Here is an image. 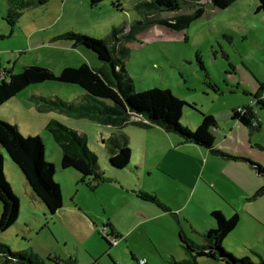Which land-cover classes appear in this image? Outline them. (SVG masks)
<instances>
[{
	"label": "rangeland",
	"instance_id": "374dc122",
	"mask_svg": "<svg viewBox=\"0 0 264 264\" xmlns=\"http://www.w3.org/2000/svg\"><path fill=\"white\" fill-rule=\"evenodd\" d=\"M136 1L104 0L93 4L92 0H50L47 5L23 10L21 18L13 21L9 17V0H0V77L7 79L28 66L46 67L56 75L66 67L77 68L83 64L92 68L102 67L103 63L93 51L84 47L74 48L72 42H54L52 38L74 31L109 41L115 29L131 28L143 20L142 13L135 8ZM180 2L182 7L178 12H165L163 17L190 15L199 3L195 0ZM258 8L259 0H238L226 9L207 5L205 14L185 30L154 25L137 34L136 39L128 44L130 55L126 60L136 90H171L187 103L182 126L196 131L198 127L191 123V119L199 122L201 113L209 112L219 116L226 106L244 96L243 88H237L240 82L246 86L248 107L256 103L253 109L261 122L264 109L257 105L255 96L261 82L264 84V14L258 12ZM237 49L241 53H237ZM199 62L204 65V70ZM84 94L85 91L77 85L51 81L32 85L0 106V120L18 126L24 136L43 139L45 158L55 166L54 181L61 186L64 201L63 208L56 215H51L41 202V206H31L22 171L0 146L4 155L5 178L20 201L17 223L27 231L24 234L20 231L21 236L18 237L12 232L15 226L2 234L0 242L15 251L33 250L44 258L52 256L55 262L62 264H67L72 258H76L78 264H133L132 254L155 255L161 259L160 253H184L179 246L178 232L181 229L193 242L202 245L199 227L203 223L204 204L213 203L211 183L210 189L204 184L199 185L190 205L184 212H178L180 223L164 211L161 205H165V200L185 209L184 197L190 195V189L182 178L166 171L150 175L147 170L159 157L169 159L183 157V154L179 149L167 151L166 146H160L153 138L148 140L147 130L142 144L147 141L151 144L147 146L143 167L139 161L142 158L140 141L130 131L133 126H129L126 130L133 138L131 166L96 192L97 188L92 190L82 180H77L80 174L75 170L62 169V150L54 137L57 129L49 127L54 120L86 134L99 166L106 171L108 179L111 177L107 151L110 128L90 116H69L57 108H44L42 101L35 100V96L57 97L70 102ZM253 135L258 141H254L251 150L263 159L264 126L263 133ZM256 144L263 149H258ZM211 174L217 182L219 177L223 179L225 190L231 193L230 202L238 207L246 206V213L257 218L253 224L246 220V230L242 234L244 241L233 247L226 243V248L223 243V248L237 259L248 258L253 264L264 262V198L259 202L244 201L242 190L245 184L224 179L222 174L227 175L225 169L218 168ZM215 184L219 189L218 183ZM249 187L246 180V190ZM108 224L114 227L119 237L106 255L104 245L109 248V243L104 238L114 241L113 237L110 238V229L107 231ZM22 238L26 239L23 243ZM198 264L226 263L202 257Z\"/></svg>",
	"mask_w": 264,
	"mask_h": 264
},
{
	"label": "trees",
	"instance_id": "16d2710c",
	"mask_svg": "<svg viewBox=\"0 0 264 264\" xmlns=\"http://www.w3.org/2000/svg\"><path fill=\"white\" fill-rule=\"evenodd\" d=\"M49 1L9 0V17L13 21H17L23 15V10L33 6L47 5ZM102 1L104 0H92V3L96 4ZM236 1L238 0H211L212 4L219 9H226ZM181 7L180 0H138L135 2V8L142 13L143 20L138 21L131 28L115 29L109 37V41L74 31L54 37L52 39L54 42H72L75 48L84 47L93 51L103 66L92 68L88 64H83L77 68L66 67L60 75H56L50 69L42 66L25 67L20 73L11 74L7 79L0 77V106L32 85L51 81L77 85L85 91V94L74 101L66 102L57 97L37 96H35V100L42 101L44 108H57L69 116H90L103 126H112L118 129L107 140L110 152L108 165L111 169L124 170L130 165L129 137L119 128L133 123L144 127H159L167 133L180 136L183 143L203 147L223 159L247 162L258 175L264 178V167L260 164L248 158L235 157L216 149V139L212 132L216 129V120L212 115L201 113L200 126L196 131H190L181 124L187 103L176 97L171 90L160 88L142 92L136 90L135 82L127 69L126 60L130 55L128 44L131 40L136 39L137 34L154 25L176 31L185 30L194 20L200 19L205 12V6H201L190 15H181L173 19H166L162 16L165 12L179 11ZM258 12L264 14V0H259ZM200 64L204 70V65ZM263 90L260 87L259 94L255 96L256 100ZM257 105L264 108V101L258 100ZM131 113L139 115L143 121H133ZM234 119L254 131H258L260 126V122L257 127L253 125V122L259 120L255 118L252 110H246L244 115L236 110ZM49 127L57 129L54 137L62 150L61 165L64 170L72 169L78 172L82 175V182L92 190L107 180L105 171L99 166L97 155L89 147L86 134L55 120L49 123ZM0 146L22 171L33 203L39 206L42 203L51 215H55L62 209L64 206L62 189L54 181L55 166L45 158L46 146L43 139L40 136H24L18 126L0 120ZM262 194H264V187L258 191L256 197ZM0 203L1 237L2 234L15 227L20 213V201L4 175V155L1 149ZM161 206L164 211L170 212L167 206ZM211 217L216 223V228L204 234V244L202 245L193 242L182 229L179 231V244L185 251L187 259L184 261L172 259L169 264H198V259L202 257L219 260L226 264H253L248 258L237 259L223 248L225 239L239 225V214L235 213L232 217L227 218L222 212L213 211ZM106 228L107 231L110 229L109 226ZM110 232V238L113 237V240H116L117 236H114L115 234L111 230ZM104 239L109 243V246L113 245L108 238ZM0 262L3 264H49L52 261L51 258L43 259L32 250L15 251L0 242ZM260 264H264V262Z\"/></svg>",
	"mask_w": 264,
	"mask_h": 264
},
{
	"label": "crops",
	"instance_id": "0c3cea01",
	"mask_svg": "<svg viewBox=\"0 0 264 264\" xmlns=\"http://www.w3.org/2000/svg\"><path fill=\"white\" fill-rule=\"evenodd\" d=\"M195 1L196 2L199 1V3L196 4V5H198V8L201 7L202 5H204L205 7L207 5H213L211 0H195ZM202 1H204V2H202ZM198 8L195 7L194 11L197 10ZM215 8H217V7H215ZM176 12H178V11H176ZM204 14H205V12H204ZM162 16H163V14H162ZM176 17H178V16L170 17V18L168 17L166 19H173ZM58 35H61V34H57L56 36H58ZM244 40L245 39H243V41ZM236 52L241 53V50L237 49ZM243 63H244V67L246 68L245 61H243ZM233 67H234V69L236 68V66H233ZM237 86H238L237 87L238 89L243 88L242 91L244 93V96L241 97V99H239V97H238L239 100H237L233 104L226 106V108L221 111L222 113L219 114V116H217V114L209 112V115H212V116L214 115V118L216 120V129H218V131H212L214 136H215V139H216V149L220 150L224 153H227L229 155L235 156V157L248 158V159H250V160H252L258 164H260L259 162H261L263 165H261V164L260 165L264 167V158L261 159L260 156H257L256 152H252V150H251L254 147L253 146L254 141H258V140H256V138L254 139L253 134L259 133V132L263 133L264 118L262 120H260L261 122H260V126L258 128V131H254L252 128L247 127L244 124H242L240 121L234 119V111L238 110L241 107H248V105L250 103L249 100H246V86H243V84H241L240 82L238 83ZM261 87L264 89V84L262 82H261ZM257 94H259V93H257ZM253 112H254L255 118L257 120H259L258 113L255 112L254 109H253ZM190 121L193 125L196 124L197 127H199L201 122H202V117L200 116V118H198L199 122H197L196 119H195V122H193L192 119ZM129 126H133V128H130V131H131V133H133V135L136 138H138V141H140L138 143V145L140 147H142V158L139 160L142 167H143V163L145 164L144 157H145L146 149L148 148L147 146L151 144L150 141L149 142L147 141L144 144H142L144 135H146V133H145L146 130H147V139L148 140H149V138H153L154 141H156V143H158L160 146H166L167 151L169 149H172V150L179 149L181 152L180 154H183V157H181V156H178L175 158L170 157L169 159H165L164 157H159V159L154 161V163L150 167V169L147 170V172L150 173V175L153 172L157 173L160 171H166L168 174H170L174 177L182 178L185 185L190 189V195L187 197H184L185 209L182 208L183 206L182 207L176 206V204L172 203L171 201L165 200V205L170 210V212H168V213H170L180 223L181 217H180L178 212H184L186 210V208L190 205L191 201L194 198L195 191L199 187V185L204 184V186L206 188L210 189L209 184L211 183V187L213 190L211 191L210 194H212L213 203H212V205H208L207 203L204 204V209L202 208V210L204 212L203 223L199 227V234L198 235L203 241L202 244H204V234L206 232L216 228V223L213 220V218L211 217V213L213 211H220L227 218L232 217L235 213L239 214V216H240V222H239L238 227L225 239V241L223 242L224 247H225L226 243H228L231 247H233L234 245H237V243L239 244V242L244 241L242 234L246 230L245 229L246 228V220L248 222H250V224H253L252 222L255 223V221H257L256 220L257 218H255V216H253V214H251L249 212L246 213V206H239L238 207L235 204H233L232 202H230V199H231L230 194L231 193H229L228 191L225 190L223 179H221L219 177L218 182H217V179H215V177L212 176L211 172L212 173L216 172V170L218 168L225 169L227 171V175L222 174V176L225 177L224 179L230 180V181H232L234 183H238V184H245V187L242 190L243 199H244V201L251 202V203H252V201L253 202H259L260 200H262V198H264V194H262L259 197H256V194L258 193V191L264 187V178L261 177L260 175H258L257 172L252 168V166H250V164L247 162L229 161V160L223 159L222 157L214 155L212 152H210L209 150H207L203 147H200V146H197L194 144L183 143L180 136H178L176 134L167 133L166 131H164L163 129H161L159 127H144V126H140L138 124H133V123H128V124L122 126L121 128H119V130L124 132L129 137V147L133 142V138H132L131 134L129 132H127V130H126ZM107 127L110 128L111 134H113L114 132H116L118 130L112 126H107ZM172 136H175V137H172ZM256 146L258 149H261V150L263 149V147L261 145L256 144ZM107 151H108V154L110 155V152L108 150V146H107ZM143 154H144V156H143ZM109 155H108V158H109ZM131 157H132V151H131ZM6 165L8 167L10 166L9 164H6ZM130 166H131V162H130V165L128 168H130ZM61 167H62V165H61ZM108 167H109V165H108ZM128 168H126V169H128ZM101 169L104 170L102 167H101ZM126 169H124V170H126ZM68 170H72V169H68ZM124 170H115V169H111L109 167L108 172L110 173V176H111L110 179L106 178L107 180L105 182L101 183L98 186V188L95 190V192L98 189H100V187L103 186L104 184L111 183L115 179H117L118 174H120V172H123ZM139 170H141V169H139ZM105 173H106V171H105ZM77 180L81 181L82 175L77 177ZM246 180L248 183H250V187L247 190H246ZM213 181H215V182H213ZM215 183H218L219 189L216 188ZM84 186H86V185H84ZM192 186H193V188H192ZM26 196H27V198H29V200L31 202V203L29 202L30 205L33 206L34 203L32 200V195H31L29 187L27 188ZM223 200L226 201L228 205H226V203ZM222 201L224 202V204L222 203ZM251 206L253 207V205H251ZM254 209L259 214L258 210L255 207H254ZM15 226L16 227H15V229H13L14 231H12V232H15L18 235V237L21 236L19 234L20 231H22L23 234L27 232L25 228H23L22 226H18V223H16ZM108 226L110 227V230L118 238L119 234L115 231L114 227L111 224H108ZM178 234H179V232H178ZM25 241H26V239L22 238V243ZM114 246L115 245H112V246H109V248H108V246L104 245V248L106 249V255H109L108 250L110 251ZM119 246H120V244L118 245V247ZM179 246H180V244H179ZM20 249L24 250V248H20ZM183 252L184 253L174 252L173 254H167V255H162L160 253L161 259H158V257L155 255H152V256H150V255H147V256L137 255V256H135L132 254L131 255V263L140 264L141 260H146V259H147L146 260L147 264H169V262L172 259H174L176 261H184L187 259V255H186L184 250H183ZM230 252L234 253L233 251H230ZM40 257H42V256H40ZM42 258L43 259L51 258L52 262H50V263L48 262L49 264H62V262H59V261L55 262V260H53L52 256H49L48 258H44V257H42ZM138 259H140V261ZM67 264H78V262H77L76 258H72L69 260V262Z\"/></svg>",
	"mask_w": 264,
	"mask_h": 264
},
{
	"label": "built area",
	"instance_id": "2783aa9c",
	"mask_svg": "<svg viewBox=\"0 0 264 264\" xmlns=\"http://www.w3.org/2000/svg\"><path fill=\"white\" fill-rule=\"evenodd\" d=\"M258 100L259 101H264V90H263V92L260 94V96H259V98H258ZM258 100H256L257 102H258ZM256 103H253V107H254V105H255ZM253 107H242V108H239L237 111L241 114V115H244L245 113H246V110H252L253 111ZM132 120L133 121H137V122H141V121H143V119L141 118V117H134L133 116V118H132ZM258 123H259V121H255V122H253V125L255 126V127H257L258 126ZM213 131H218V129H214ZM112 244L113 245H116L117 243H116V240H114L113 242H112ZM140 264H147V261L146 260H141L140 261Z\"/></svg>",
	"mask_w": 264,
	"mask_h": 264
},
{
	"label": "water",
	"instance_id": "95a60500",
	"mask_svg": "<svg viewBox=\"0 0 264 264\" xmlns=\"http://www.w3.org/2000/svg\"><path fill=\"white\" fill-rule=\"evenodd\" d=\"M134 117H140L139 115L135 114V113H131Z\"/></svg>",
	"mask_w": 264,
	"mask_h": 264
},
{
	"label": "flooded vegetation",
	"instance_id": "af4514ba",
	"mask_svg": "<svg viewBox=\"0 0 264 264\" xmlns=\"http://www.w3.org/2000/svg\"><path fill=\"white\" fill-rule=\"evenodd\" d=\"M259 96H260V95H259ZM259 96H258V97H259Z\"/></svg>",
	"mask_w": 264,
	"mask_h": 264
}]
</instances>
